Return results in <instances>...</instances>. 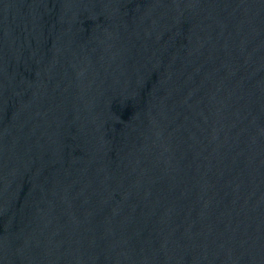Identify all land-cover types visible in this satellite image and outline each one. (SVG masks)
Listing matches in <instances>:
<instances>
[{
  "label": "water",
  "instance_id": "water-1",
  "mask_svg": "<svg viewBox=\"0 0 264 264\" xmlns=\"http://www.w3.org/2000/svg\"><path fill=\"white\" fill-rule=\"evenodd\" d=\"M0 264H19L0 181Z\"/></svg>",
  "mask_w": 264,
  "mask_h": 264
}]
</instances>
